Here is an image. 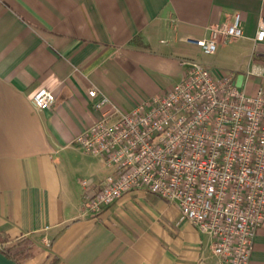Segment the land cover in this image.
<instances>
[{
    "label": "crops",
    "instance_id": "crops-1",
    "mask_svg": "<svg viewBox=\"0 0 264 264\" xmlns=\"http://www.w3.org/2000/svg\"><path fill=\"white\" fill-rule=\"evenodd\" d=\"M237 13L242 37L203 54L194 42ZM261 16L264 0H0V249L27 253L19 264H222L209 235L144 190L90 213L83 194L110 170L74 138L99 118L91 88L128 111L179 82L183 60L264 88ZM38 89L55 96L47 110L31 104ZM249 264H264V222Z\"/></svg>",
    "mask_w": 264,
    "mask_h": 264
},
{
    "label": "built area",
    "instance_id": "built-area-1",
    "mask_svg": "<svg viewBox=\"0 0 264 264\" xmlns=\"http://www.w3.org/2000/svg\"><path fill=\"white\" fill-rule=\"evenodd\" d=\"M209 31L208 39L194 42L205 55L219 41L242 37L240 14ZM253 43H264V16ZM182 64L179 82L128 111L96 88L88 91L99 118L74 144L110 172L97 190L84 192L83 202L98 214L124 194L144 190L174 203L182 219L209 235L222 264H249L264 222V88L249 95L235 86V72L213 75L191 59ZM30 100L44 111L55 96L38 89Z\"/></svg>",
    "mask_w": 264,
    "mask_h": 264
},
{
    "label": "trees",
    "instance_id": "trees-1",
    "mask_svg": "<svg viewBox=\"0 0 264 264\" xmlns=\"http://www.w3.org/2000/svg\"><path fill=\"white\" fill-rule=\"evenodd\" d=\"M0 252L4 254L8 259L13 260L16 264H19L18 263L19 260L28 256V254L25 253L23 250H19L18 254L15 255L12 254L13 252L10 249L6 251L0 249Z\"/></svg>",
    "mask_w": 264,
    "mask_h": 264
},
{
    "label": "water",
    "instance_id": "water-1",
    "mask_svg": "<svg viewBox=\"0 0 264 264\" xmlns=\"http://www.w3.org/2000/svg\"><path fill=\"white\" fill-rule=\"evenodd\" d=\"M243 76L239 75L235 80V86L241 88ZM0 264H16L13 260L8 259L4 254L0 252Z\"/></svg>",
    "mask_w": 264,
    "mask_h": 264
},
{
    "label": "rangeland",
    "instance_id": "rangeland-1",
    "mask_svg": "<svg viewBox=\"0 0 264 264\" xmlns=\"http://www.w3.org/2000/svg\"><path fill=\"white\" fill-rule=\"evenodd\" d=\"M194 60V59H193ZM195 62H198V63H200L199 61H197V60H194Z\"/></svg>",
    "mask_w": 264,
    "mask_h": 264
}]
</instances>
